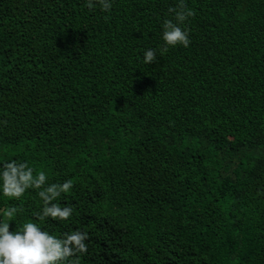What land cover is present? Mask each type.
I'll use <instances>...</instances> for the list:
<instances>
[{
	"label": "trees",
	"instance_id": "trees-1",
	"mask_svg": "<svg viewBox=\"0 0 264 264\" xmlns=\"http://www.w3.org/2000/svg\"><path fill=\"white\" fill-rule=\"evenodd\" d=\"M185 4L160 52L176 0H0V162L73 179L42 226L88 232L77 264H264V0Z\"/></svg>",
	"mask_w": 264,
	"mask_h": 264
},
{
	"label": "clouds",
	"instance_id": "clouds-1",
	"mask_svg": "<svg viewBox=\"0 0 264 264\" xmlns=\"http://www.w3.org/2000/svg\"><path fill=\"white\" fill-rule=\"evenodd\" d=\"M91 8L93 0H85ZM99 10L108 12L112 0H95ZM171 18H165L160 24V52L168 46L189 44L185 21L193 15L185 0H176V6L170 7ZM157 51L148 47L142 51L140 59L144 64L155 59ZM73 179L60 182L50 181L44 170H34L27 161L5 160L0 162V196L19 199L26 190H34L39 199V211L33 215L36 220L25 219L15 222L9 230V221L14 220L20 211L15 205L0 208V264H77V254L87 252L88 232L79 228L53 234L42 226L49 218L66 221L73 214V206L59 203L61 194L69 193ZM71 258V259H70Z\"/></svg>",
	"mask_w": 264,
	"mask_h": 264
}]
</instances>
